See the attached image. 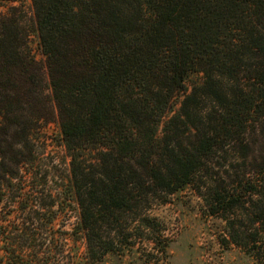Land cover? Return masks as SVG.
<instances>
[{"label": "trees", "instance_id": "1", "mask_svg": "<svg viewBox=\"0 0 264 264\" xmlns=\"http://www.w3.org/2000/svg\"><path fill=\"white\" fill-rule=\"evenodd\" d=\"M31 3L41 60L22 7L0 15V264H80V241L97 264L187 187L258 225L228 235L264 264V0Z\"/></svg>", "mask_w": 264, "mask_h": 264}, {"label": "rangeland", "instance_id": "2", "mask_svg": "<svg viewBox=\"0 0 264 264\" xmlns=\"http://www.w3.org/2000/svg\"><path fill=\"white\" fill-rule=\"evenodd\" d=\"M13 1L0 3V15L6 13L9 7H22L26 15L23 23L31 31V47L36 57L41 60L39 37L34 32L35 18L31 0ZM202 82V74L191 73L186 80L188 93ZM178 98L179 101L183 99L182 96ZM178 108L179 104L176 106V109ZM47 132L51 135L49 140L51 146L48 147V151L54 150L64 156V148L57 145L58 128L51 125ZM256 149L262 157L264 155V135L259 137ZM243 166L241 164V168ZM243 170L245 171L244 168ZM227 181H231L229 176ZM257 185L255 188L261 190V185ZM243 186L247 188L249 185L244 184ZM257 199L254 197V200ZM155 209H157L155 213L131 215L136 220L135 226H141L140 230L134 232L140 237L135 240L134 246L125 249L115 246L114 251L104 256L97 264H258L247 256L244 249L234 245L228 235V232L233 231L231 223H237L236 229H241V227L238 228L239 225H242V229L247 228L250 231L258 227V225L251 226L250 218L242 216V213L228 215L230 219L227 221L224 220L223 215H211L206 210L205 199L193 187H187L174 195L165 196L162 203ZM72 211L73 209L60 211L66 215L59 219L57 227L60 225L63 230L72 229L77 220V213H72ZM63 224L66 226H62ZM71 246L73 255L78 253L82 260L80 264H89V261L87 262L84 258V241L77 244L71 243Z\"/></svg>", "mask_w": 264, "mask_h": 264}]
</instances>
